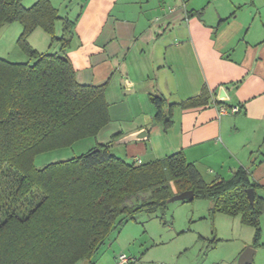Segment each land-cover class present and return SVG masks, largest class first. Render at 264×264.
I'll return each mask as SVG.
<instances>
[{
	"label": "crops",
	"instance_id": "obj_1",
	"mask_svg": "<svg viewBox=\"0 0 264 264\" xmlns=\"http://www.w3.org/2000/svg\"><path fill=\"white\" fill-rule=\"evenodd\" d=\"M76 1L67 14L59 12L57 42L39 28L33 42H56L58 50L67 27L65 52L77 80L106 84L110 121L83 140L93 139L87 150L116 137V155L128 162L182 151L209 184L245 169L264 201V0ZM154 95L166 99L161 119ZM235 105L238 112L220 111ZM143 128L144 139L117 142ZM203 205L224 226L213 248L222 239L238 241L219 264H238L248 246L256 249L252 264H264V212L255 245L256 228L241 214H211L210 199Z\"/></svg>",
	"mask_w": 264,
	"mask_h": 264
},
{
	"label": "trees",
	"instance_id": "obj_2",
	"mask_svg": "<svg viewBox=\"0 0 264 264\" xmlns=\"http://www.w3.org/2000/svg\"><path fill=\"white\" fill-rule=\"evenodd\" d=\"M23 0H0V29L23 25L21 38L36 28L55 36L59 11L50 0L25 7ZM41 52L29 44L31 61L0 57V264H79L89 262L114 230L139 212L166 207L174 195L193 190L210 199L211 214H241L256 228L264 201L250 202L257 184L245 169L230 181L209 184L182 151L149 162H128L112 153L116 137L86 152L37 167V155L95 137L110 115L106 84H82L65 52ZM25 40V39H24ZM156 118L166 99L152 96ZM255 247V246H254Z\"/></svg>",
	"mask_w": 264,
	"mask_h": 264
},
{
	"label": "rangeland",
	"instance_id": "obj_3",
	"mask_svg": "<svg viewBox=\"0 0 264 264\" xmlns=\"http://www.w3.org/2000/svg\"><path fill=\"white\" fill-rule=\"evenodd\" d=\"M30 1L32 0H23L22 3L25 7H30L33 5L28 6ZM52 2L59 8L60 15L67 14L77 6L76 0ZM37 30L46 38L48 36L49 43L53 42L52 35L45 33L42 28ZM22 32L23 25L19 21L0 29L1 58L14 62L31 61L32 58L25 51V44L41 52L55 51V39L54 45L48 47L49 44L42 39L33 42L37 31L27 34L25 40L21 38ZM90 140L93 139L81 140L71 147L43 152L37 155L35 164L43 167L51 161L80 155L87 151ZM115 146L117 145L112 144L110 150L119 155ZM205 200L209 199L175 200L153 213H137L134 219L126 222L119 230H114L108 242L89 264H119L118 256L121 254L130 259L128 264H219L222 260L228 261L229 258H226L238 241L222 239L213 248L212 240L221 236L218 230L224 226L220 223L217 225L208 216L209 212L203 205ZM226 229L229 230L227 226Z\"/></svg>",
	"mask_w": 264,
	"mask_h": 264
},
{
	"label": "water",
	"instance_id": "obj_4",
	"mask_svg": "<svg viewBox=\"0 0 264 264\" xmlns=\"http://www.w3.org/2000/svg\"><path fill=\"white\" fill-rule=\"evenodd\" d=\"M147 130L141 129L137 132H133L131 134H128L120 139L117 140L119 143H128L133 140H141L144 139L147 136ZM247 194L250 199L251 203H254L255 200V190L254 188H248ZM195 199V193L193 190H186L183 192H180L176 195H174L172 198L169 199V202L175 201V200H188L192 201ZM256 249L252 246H248L245 248V250L242 252V254L239 257L238 264H252L253 263V257ZM89 264L88 260H84Z\"/></svg>",
	"mask_w": 264,
	"mask_h": 264
},
{
	"label": "built area",
	"instance_id": "obj_5",
	"mask_svg": "<svg viewBox=\"0 0 264 264\" xmlns=\"http://www.w3.org/2000/svg\"><path fill=\"white\" fill-rule=\"evenodd\" d=\"M240 110V106L239 105H235V106H230V107H227V106H221L220 107V111L222 113H235V112H238ZM138 162H140V160H138ZM118 262L119 264H128L130 259L125 255V254H121L118 256Z\"/></svg>",
	"mask_w": 264,
	"mask_h": 264
}]
</instances>
